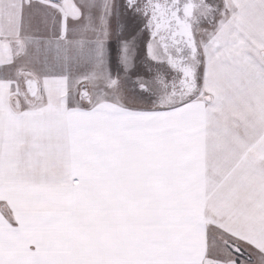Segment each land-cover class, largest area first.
<instances>
[{"label": "snow or ice", "instance_id": "1", "mask_svg": "<svg viewBox=\"0 0 264 264\" xmlns=\"http://www.w3.org/2000/svg\"><path fill=\"white\" fill-rule=\"evenodd\" d=\"M0 264H264V0H0Z\"/></svg>", "mask_w": 264, "mask_h": 264}]
</instances>
